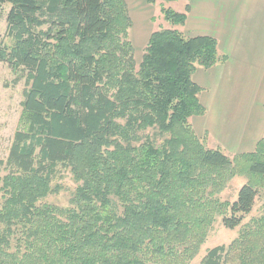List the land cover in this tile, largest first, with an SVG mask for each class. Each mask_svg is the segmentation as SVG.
<instances>
[{"label":"trees","instance_id":"obj_1","mask_svg":"<svg viewBox=\"0 0 264 264\" xmlns=\"http://www.w3.org/2000/svg\"><path fill=\"white\" fill-rule=\"evenodd\" d=\"M161 1L171 27L138 63L127 0H0L11 5L0 61L27 81L0 159V264H188L217 214L234 229L252 212L264 137L231 158L196 134L190 119L206 108L193 75L228 56L181 30L189 4ZM62 169L77 183L67 207L45 201ZM238 174L237 199L221 201ZM201 264H264V212Z\"/></svg>","mask_w":264,"mask_h":264},{"label":"crops","instance_id":"obj_2","mask_svg":"<svg viewBox=\"0 0 264 264\" xmlns=\"http://www.w3.org/2000/svg\"><path fill=\"white\" fill-rule=\"evenodd\" d=\"M127 1L133 23L136 13L143 21L156 23L161 0ZM180 1L184 7L179 11L190 6L181 30L187 36L215 38L219 52L228 56L208 69L199 66L193 75L202 87L200 100L206 108L204 115L190 119L195 132L208 147L231 158L253 152L264 137V0H178L166 5L175 8ZM135 31L138 44L152 33L150 27L146 33Z\"/></svg>","mask_w":264,"mask_h":264},{"label":"rangeland","instance_id":"obj_3","mask_svg":"<svg viewBox=\"0 0 264 264\" xmlns=\"http://www.w3.org/2000/svg\"><path fill=\"white\" fill-rule=\"evenodd\" d=\"M183 2L184 1L176 3L174 9L177 11L182 10L184 7ZM10 8L11 5L8 3L0 4V40H2L6 34L7 16ZM157 8L155 24L151 23L149 19L146 22L143 21L142 17H138L136 13L137 18L135 16V23H133V28L130 30V37L135 47V57L138 63H140L142 59L147 40L149 39L142 44H138L136 31L134 33V30L139 31L140 28L146 33L147 27H150L151 32L160 28L171 27L163 18V15L161 16L160 7ZM26 88L27 81L24 74L22 72L15 73L7 61H0V159H6L9 155L13 137L19 127ZM62 170L64 171L57 175L59 177H57L55 181V184L59 187V191L50 194L45 201L67 207L71 206V198L75 192L77 183L69 171H65V169ZM247 181V176L236 175L228 181L226 187L217 195V198L223 202L227 201L233 203L237 199L240 188ZM263 212L264 190L262 189L256 199L252 212L246 215L240 226L234 229L226 227L223 222V215L217 214L214 222L208 229L206 240L200 246L197 255L188 264H201L210 249L221 245H230L240 235L244 228L250 224L253 219L260 217Z\"/></svg>","mask_w":264,"mask_h":264}]
</instances>
